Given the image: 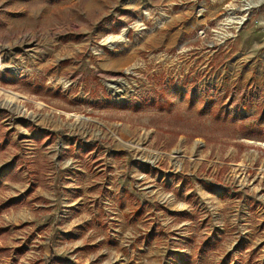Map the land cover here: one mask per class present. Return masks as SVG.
Masks as SVG:
<instances>
[{
	"label": "rangeland",
	"instance_id": "1",
	"mask_svg": "<svg viewBox=\"0 0 264 264\" xmlns=\"http://www.w3.org/2000/svg\"><path fill=\"white\" fill-rule=\"evenodd\" d=\"M7 92L23 98L8 106ZM263 142L264 0H0V172L25 181L38 152L35 164L62 175L59 226L72 225L76 206L88 208L87 193L109 176L123 188L126 225L141 219L135 211L149 202L127 176L138 158L173 160L190 182L176 189L181 199L183 188L240 181L248 200L264 186ZM6 185L0 205L13 192ZM62 208L70 211L60 219ZM12 216L0 209V264H16L24 252L16 234L31 229ZM251 216L257 240L264 213ZM228 231L206 244L197 233L193 254L177 264H228L214 259ZM253 244L243 243L240 264H264Z\"/></svg>",
	"mask_w": 264,
	"mask_h": 264
},
{
	"label": "built area",
	"instance_id": "2",
	"mask_svg": "<svg viewBox=\"0 0 264 264\" xmlns=\"http://www.w3.org/2000/svg\"><path fill=\"white\" fill-rule=\"evenodd\" d=\"M171 155L174 156V154ZM188 158L191 159V157ZM163 163L165 162L162 160L155 162V158L149 161L138 158L132 163V170H128L127 176L134 192L142 194L146 202H149L146 205L142 203L137 208V212L142 213L141 219L136 218L135 215L127 219L129 225H126L124 220V207L117 202V193H120L123 188L113 185L111 183L113 178L109 176L107 179H99L105 189L97 192L93 188L90 189L91 193L88 192L86 198L89 200L87 205L93 209L94 213L97 210L103 212L106 229L105 234L102 233L96 237L97 241L115 242L119 246V260H126L127 256L122 252L125 250L135 264H149L151 249L156 247L155 249H160L162 264H177L178 259L189 260L193 254V240L197 233L204 237L200 243L206 244L209 239L213 241L221 239L223 234L230 230L228 232L233 238L227 250L214 257L216 262L228 258V264H240L238 255L243 250L244 242H254L253 247L258 244L257 252L261 253V257L257 259L264 261V236L257 240L251 238L253 222L250 220L252 211L264 213V186L255 188L254 193L249 192L252 198L249 196L248 200H241L237 193L240 181L228 185L213 181L211 188L203 186L195 190L192 187L183 188L187 198L181 199L175 191L185 184H190V182L186 183L189 179L177 176L186 173L181 172L179 167L175 168L173 160L167 167ZM262 170L264 171V167ZM209 177V175L204 176L206 179ZM263 177V173H260L258 179L261 180ZM241 178L246 179V176ZM251 179L255 180V177ZM194 180L197 181L199 178H194ZM64 186L68 187L66 184ZM190 196H195L193 201H188ZM81 202L84 203V200L81 199ZM97 206L100 207L97 208ZM148 206L150 208L145 209ZM225 206L228 208L226 211L229 212V217L224 213ZM69 211V209L62 208L58 213V218L65 217ZM260 228L264 233L263 224ZM17 237L22 242L24 252L15 256L16 264H34L41 257L38 234L35 233L33 237L30 229L24 231L23 234H17ZM74 256L76 257V254L72 253L70 259L73 260ZM197 256L200 255L197 254ZM116 262V258L111 259V263Z\"/></svg>",
	"mask_w": 264,
	"mask_h": 264
},
{
	"label": "crops",
	"instance_id": "3",
	"mask_svg": "<svg viewBox=\"0 0 264 264\" xmlns=\"http://www.w3.org/2000/svg\"><path fill=\"white\" fill-rule=\"evenodd\" d=\"M45 142L44 140L42 144ZM43 152L47 153L48 150ZM31 156L28 176L25 181L9 178L7 174L0 172V185L6 187V184H10L13 187V192L5 196V204L2 203L0 209L9 207L14 218L19 219L17 222H26V226L31 227L33 237L35 233L38 234L41 258L34 264H38V262L40 264L68 262L70 264H113L111 263L113 258L117 259L115 264H134L135 261L131 260L130 255L125 250L122 252L127 256L126 260L118 259L117 249L119 248L112 244L113 242L97 241L96 229H103V226L105 228L103 219L101 223H98L99 216L102 217L101 211L97 210L94 213L93 209L88 207L83 210V206L79 205L76 207L77 211H74L77 213L75 215L77 220L71 222L72 225L76 226L77 231L71 228L72 225L65 227L58 225L60 220L55 221L54 213L57 211L58 186L62 175L58 177L52 173L53 171L47 166L46 158L41 165L35 164L37 156H39L38 152H33ZM14 186L18 189H14ZM6 192H8L7 189ZM19 198L25 199V201H19ZM17 240L19 243L21 242L20 239ZM72 253L76 254L73 260L70 259ZM161 261L160 252L153 251L150 253L149 264H162Z\"/></svg>",
	"mask_w": 264,
	"mask_h": 264
},
{
	"label": "bare ground",
	"instance_id": "4",
	"mask_svg": "<svg viewBox=\"0 0 264 264\" xmlns=\"http://www.w3.org/2000/svg\"><path fill=\"white\" fill-rule=\"evenodd\" d=\"M18 98H23V97L17 96V94L14 95L13 93L7 92V98H6L5 101L7 102L8 106H12L13 107L15 105V101Z\"/></svg>",
	"mask_w": 264,
	"mask_h": 264
},
{
	"label": "trees",
	"instance_id": "5",
	"mask_svg": "<svg viewBox=\"0 0 264 264\" xmlns=\"http://www.w3.org/2000/svg\"><path fill=\"white\" fill-rule=\"evenodd\" d=\"M3 231V227L0 226V233ZM63 262H66V261H63ZM63 264H70L69 262L68 263H63Z\"/></svg>",
	"mask_w": 264,
	"mask_h": 264
}]
</instances>
